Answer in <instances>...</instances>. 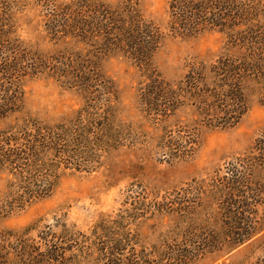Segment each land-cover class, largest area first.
<instances>
[{
	"label": "trees",
	"instance_id": "obj_1",
	"mask_svg": "<svg viewBox=\"0 0 264 264\" xmlns=\"http://www.w3.org/2000/svg\"><path fill=\"white\" fill-rule=\"evenodd\" d=\"M249 1L171 0L174 32L190 35L212 25L227 33L236 53L211 64H193L181 81L169 82L153 70L152 63L165 33L143 16L137 1H122L115 8L100 0H72L55 9L48 33L71 45L64 62L61 56L59 61L26 45L17 34L10 3L0 0V121L23 114L22 83L28 77L57 76L87 101L69 123L17 117L0 130V175H8L0 219L7 211L24 209L52 195L60 171L94 172L104 154L127 142L126 133L115 126L110 105V110L101 107L111 104L110 97L118 100L114 84L100 69L108 55L124 54L142 69L147 82L139 96L151 119L164 122L182 110L188 113L189 124L181 123L162 141L161 149L173 159L186 160L195 154L201 128L238 125L250 107L249 84L264 79V35L255 24L264 15V4ZM256 150L257 157L241 160L243 169L232 167L212 185L190 186L154 203V210L173 222L159 246H148L143 240L138 222L147 212L148 197L138 194L130 208L101 217L90 233L65 225L61 234L49 228L33 238L0 229V264H185L203 253L235 250L264 233V219L255 210L262 197L253 177L256 169H264V137ZM195 191L199 196H192ZM209 207L223 218L225 233L195 243L198 220L212 219L207 217ZM257 264H264V258Z\"/></svg>",
	"mask_w": 264,
	"mask_h": 264
},
{
	"label": "rangeland",
	"instance_id": "obj_2",
	"mask_svg": "<svg viewBox=\"0 0 264 264\" xmlns=\"http://www.w3.org/2000/svg\"><path fill=\"white\" fill-rule=\"evenodd\" d=\"M2 1L10 3L17 34L26 45L58 60L61 56L65 62L71 45H67L65 40L52 38L48 29L53 23L48 21L54 18L55 9L59 11L65 8L72 0ZM100 1L116 8L126 0ZM133 1H137L143 16L165 33V39L154 54L152 63L153 70L167 81H181L193 64H211L221 57L236 53V48L231 49L229 45L227 33L212 25H205V28L190 35L174 32L171 25V0ZM260 2L264 4V0ZM255 24L259 26L257 31L264 35V15ZM100 69L105 78L114 84L118 95V100L110 97L111 104L101 107L111 109L115 115V126L126 133L127 142L104 154L102 165L94 172L60 171L52 195L24 209L7 211L6 216L0 219L1 230L16 236L25 234L37 238L49 228L61 234L66 225L70 229L90 233L101 217L116 215L130 208V204L140 194L148 197L145 202L147 212L138 222L140 232L145 244L159 246L173 222L171 217L154 210V203H162L166 197L176 195V192H186L190 186L203 182L207 186L212 185L232 167L243 169L241 160L258 156L256 145L264 137V79L249 84L247 95L250 107L238 125L230 129L201 128L198 132L200 143L195 154L186 160H175L161 149L162 141L170 135L171 130L180 128L181 123L189 124L188 113L182 110L179 116L164 122L151 119L144 112L139 96L147 79L142 69L124 54L103 57ZM62 81L64 79L49 74L25 79L22 83L24 112L1 120L0 130L14 123L17 117H29L45 124L73 121L78 112L86 107L87 101L77 88H70L69 82L65 84ZM255 171L253 177L262 197L255 210L258 217L264 219V169ZM7 179L6 173L0 175V200L6 196ZM256 193L250 195H258ZM191 194L193 197L199 196L197 191ZM207 211V217L211 215L212 219L208 223L205 221L207 218L198 220L199 238L195 243L206 236L225 233L223 218L217 212L213 213L210 207ZM201 217L202 213L198 219ZM263 258L264 233L235 250L203 253L185 264H257ZM160 264L170 263L164 261Z\"/></svg>",
	"mask_w": 264,
	"mask_h": 264
}]
</instances>
